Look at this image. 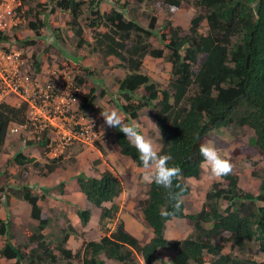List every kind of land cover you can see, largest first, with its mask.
<instances>
[{"label":"trees","instance_id":"16d2710c","mask_svg":"<svg viewBox=\"0 0 264 264\" xmlns=\"http://www.w3.org/2000/svg\"><path fill=\"white\" fill-rule=\"evenodd\" d=\"M115 1L108 11H103L99 0H49L43 7V16L48 19L55 10L68 12L70 20L67 24L77 37L76 47L93 41L103 56H114L119 60L124 75L116 80V93L111 98L126 123L138 117L143 107L153 110L152 118L160 131L158 150L161 154H170L172 160L169 163L181 169L180 177L174 180L172 194L183 200L191 190L188 182L200 178L199 145L207 141L209 132L215 129L231 126L248 130L251 133L249 146L264 159V0H161L167 9L192 7L195 14L186 31L166 20L158 32L155 16L142 25L126 16L127 8L122 0ZM18 10L20 4L15 7V14ZM34 19L28 26L34 35H38L47 21L37 14ZM80 20L85 21V27L93 29L91 42L83 36L84 26ZM201 21H206V33L200 31ZM14 29L16 27L12 26L0 31V42H4L1 50L9 51V44L15 42H23L25 46L26 38ZM55 31V37L60 39V34ZM153 36L162 48L152 44ZM29 39L31 42L26 43L35 41V38ZM145 56L163 58L170 64L166 87H161L158 81L143 72ZM66 58L70 60L64 62L65 66L73 67L71 69L76 73L75 84L88 88L80 96L81 107L94 106L96 89L86 80L92 72L81 64L76 65L73 57ZM39 60L34 56L33 73L43 71V62ZM105 90H100L99 96ZM25 111L24 102H0V147L9 125L25 121ZM112 130L120 154L143 168L136 149L118 129ZM38 143L47 149L44 135ZM49 159L46 167L52 171L59 158ZM27 164L37 166L38 162L21 150H15L5 161L7 168ZM2 173L0 171V177ZM252 175L260 180L257 194L243 190L233 171L211 184L200 209L193 213L185 212L184 200L181 209L176 211L168 189L147 183L146 197L138 200L137 207L152 233L149 240L142 241L133 236L121 221L98 241H83L74 253L66 247L68 238L76 233L70 221L60 224L55 239H51L53 234L43 231L51 220L41 216L40 201L49 194L50 188L43 186L40 188L42 194H37L29 183L0 185V201L4 200V205L10 197L25 201L29 205L30 219L37 221L36 226L25 229L27 241L16 244L11 241L8 231L11 222L0 218V259L10 264H57L60 260L62 264L77 261L107 264L103 255L121 264H135L136 255H140L144 264H156L158 252L163 251L169 254V264H264L231 253L234 250L240 252L256 242L264 257V204H258L264 202V166L258 173L252 170ZM63 184V181L58 183L59 186ZM75 185L87 201L101 208L98 223L105 229L107 221L118 211L114 200L122 192V182L116 173L111 169L93 176L79 172L75 175ZM165 210L169 215H161ZM76 213L81 225L85 226L90 219V210L77 209ZM175 218L188 221L191 231L184 238L169 240L165 236L166 223ZM206 223H210L209 228ZM217 239L227 240L231 252H223L222 244L215 242Z\"/></svg>","mask_w":264,"mask_h":264},{"label":"rangeland","instance_id":"374dc122","mask_svg":"<svg viewBox=\"0 0 264 264\" xmlns=\"http://www.w3.org/2000/svg\"><path fill=\"white\" fill-rule=\"evenodd\" d=\"M17 1L20 4V10L16 11L17 18L13 26L16 27L15 31L21 33L22 38H26L25 46L22 45L23 42H15L9 44L10 47L7 50L13 49L19 52L21 58L27 60L26 66L23 65L21 68L23 70L26 69L28 74L33 78L37 77V80L40 82L49 80L48 78H50L52 72L57 71V69L73 68L64 64L65 61L70 60L66 58L68 56L73 57L74 60L76 59V65L81 64L89 68L92 75L86 77V80L90 86L96 89L97 94L95 105L91 107L93 114L98 118V122H100L101 126L104 125L103 118L99 115L100 111L103 108L111 109L115 107L118 109L111 95L116 93V80L124 75V70L119 66V60L114 56H103L94 47L92 41L93 29L85 27L83 25L84 20H80V23L84 26L83 36L90 42L92 41V43L78 48L76 47L77 37L73 35L67 24L68 20H70L68 12L55 10L46 19L43 16V7L49 3V0H23L24 3L19 0ZM99 1V7L103 11H108L111 5L116 2L115 0ZM121 2H124V6L127 8L126 16L138 20L142 25H146L150 17L155 16L156 32H158V28L166 20H170L173 25L180 26L183 31H186L189 28L191 17L195 14V9L192 7L167 9L162 5L161 0H147L141 3L135 0H122ZM34 14H37L41 20L47 21V25L39 31L38 35H34L28 26L30 20H35ZM83 16L86 18V15ZM53 31L55 33L58 32L61 38L55 37ZM200 31L202 33L207 32L206 21H201ZM29 38H35V41L33 43H26L31 42L29 40L32 39ZM151 41L155 46L163 47L159 44L157 37L153 36ZM3 43L0 42V46H4L2 45ZM1 49L3 48L0 47V51L2 52L3 50ZM166 52V49H164V53ZM44 54H47V56L44 57ZM34 56L39 57V61L43 62L42 66L44 70L42 73H33L35 68L32 64ZM169 69L170 64L163 58L145 56L143 60V72L158 81L161 87L167 86ZM72 72L76 75L74 69H72ZM79 73H83V70H79ZM79 87H81L83 93L88 89L82 86ZM104 88L106 90L99 96L100 90ZM2 100L14 104L18 103L14 97L3 96ZM152 113L153 110L150 107H143L138 117L132 119L130 122L137 123L142 132L152 139L154 146L158 149L160 131L155 125ZM100 129L103 130L102 135L96 139L94 144H75L70 146L66 150L64 158L57 160L52 171H49L46 167V164L49 163V158H51L47 149L34 145L39 143L36 137L33 138L32 134L27 130V132L21 131L18 135L12 136L13 138L5 146L4 152L10 155L15 150L23 149L25 151L23 154L34 157L38 165L32 166L31 164H27L25 167L12 166L7 168L4 163L3 166H0V171L3 172L0 177V185L15 186L29 183L35 187L33 190L37 194H42L43 191L40 188L43 186L51 189L49 194L40 201L42 207L41 216L48 217L51 220L49 226L43 231L50 235L53 234L51 239H55L59 235L60 224L70 221L75 227L76 233L68 238L66 247L70 248L73 253L81 248L83 241H98L101 236L110 233L121 221L126 230L130 231L132 235L136 234L142 241H147L152 236L137 207L138 200L146 197L148 186L143 181V168L137 167L128 157L120 154L112 128L104 125V128L100 127ZM250 135L251 133L248 130L240 127H221L209 132L207 141L213 143L222 155L230 160L231 158L233 159L231 162L233 163V171L238 176V185L247 192L257 194L260 180L258 176L252 175V170L258 173L264 166V159L249 146L248 139ZM16 140H20L18 144L22 143L25 146L18 148ZM31 141H34V143ZM2 151L3 148L0 147V155ZM104 169H111L116 173L122 182V192L114 200V203L118 205L117 213L112 219L107 221L105 229H101L98 223L101 208L93 206L77 189L75 175L79 172H84L90 176L99 175ZM220 180L209 177L203 171L199 179H191L188 182L191 187L190 193L183 197L185 212L193 213L198 211L205 198L206 191L213 182ZM60 181L64 182L62 186L58 185ZM3 202L4 200L0 201V217H5V219L7 218L11 222L8 226L11 241L16 244H23L27 241L24 233L25 229L36 226L37 221L30 219L29 205L25 201L10 197L6 205ZM258 204H264V202H259ZM104 205L108 207L110 203H105ZM60 206L64 207L60 208ZM85 208L90 210V219L83 226L80 223L76 210ZM205 225L207 228L210 227V223H206ZM190 231L191 226L188 221L179 218L168 222L165 229L168 236L166 238L169 240L184 238L188 236ZM1 240L2 238H0ZM215 242L222 244L223 252H231L230 243L227 240L217 239ZM231 253L264 262V257L258 250L256 242L250 243L247 248L240 252L234 250ZM168 256L167 252L159 251L156 264H169ZM104 260L107 264H120L114 259L104 257ZM141 261V256L136 255L135 264H141ZM0 264H10V262L8 263L0 259ZM57 264H62V261L60 260ZM75 264H81V262L77 261Z\"/></svg>","mask_w":264,"mask_h":264},{"label":"built area","instance_id":"2783aa9c","mask_svg":"<svg viewBox=\"0 0 264 264\" xmlns=\"http://www.w3.org/2000/svg\"><path fill=\"white\" fill-rule=\"evenodd\" d=\"M18 4L17 0L0 1V31L16 23ZM26 61L13 49L0 51V102H7L2 99L8 96L26 104L25 121L11 123L9 132L27 130L37 141L44 135L48 154L53 158H64L66 150L75 144H94L103 130L92 107H81L83 92L74 84L72 69H57L49 80L40 82L21 68ZM90 121H95L93 127Z\"/></svg>","mask_w":264,"mask_h":264},{"label":"clouds","instance_id":"9594fccd","mask_svg":"<svg viewBox=\"0 0 264 264\" xmlns=\"http://www.w3.org/2000/svg\"><path fill=\"white\" fill-rule=\"evenodd\" d=\"M97 107L100 108L99 105ZM99 115L103 118L104 125L118 129L136 149L143 167V181L168 189L174 200L173 208L179 211L183 200L173 195L171 190L174 180L181 175V169L169 163L172 160L171 155L161 154L154 146L152 139L142 132L140 126L135 122L126 123L117 108H103ZM90 123L93 127L95 121H90ZM104 125L101 126L102 129ZM199 154L202 157L200 168L209 177L219 180L233 172V164L210 141L200 143ZM161 215L167 216L169 213L165 210L161 212Z\"/></svg>","mask_w":264,"mask_h":264},{"label":"crops","instance_id":"0c3cea01","mask_svg":"<svg viewBox=\"0 0 264 264\" xmlns=\"http://www.w3.org/2000/svg\"><path fill=\"white\" fill-rule=\"evenodd\" d=\"M43 68V70H44V67H42ZM42 73V72H41ZM45 77V76H44ZM7 103H11V102H7ZM11 104H14V103H11ZM17 104V103H16ZM15 135H18V134H13V133H10L9 132V130H8V132H7V134H6V139H5V141H4V144H3V146H1L2 148H3V151H2V153H1V155H0V166H3V164L5 163V161L8 159V158H11L12 157V154H10V155H8V154H6L5 152H4V149H5V146L8 144V142L13 138L12 136H15ZM18 142H20V140H16V143H17V146H18V148H21V147H24L25 145L24 144H22V143H19L18 144ZM38 142V141H37ZM34 145H37V146H39L38 144H34ZM37 148H40V147H37ZM21 152L22 153H24L25 151L23 150V149H21ZM38 153V152H37ZM39 154V153H38ZM24 155H26V154H24ZM28 155V154H27ZM40 158V157H39ZM82 193V192H81ZM83 194V193H82ZM84 195V194H83ZM27 205V204H26ZM62 207H64V206H60V208H62ZM1 218V217H0ZM5 218V217H4ZM168 223V222H167ZM167 223H166V226H167ZM128 231V230H127ZM129 233H131L130 231H128ZM151 233V232H150ZM132 234V233H131ZM134 235V234H133ZM136 238H138V239H141V238H139L138 236H136V234L134 235ZM165 236L166 237H168L167 236V234H166V232H165ZM103 257V256H102ZM105 257V256H104ZM104 257H103V259H104ZM107 258V257H106ZM109 259V258H108ZM106 262V261H105ZM119 262V261H118ZM157 262V261H156ZM120 263V262H119ZM143 262L141 261V264H142ZM121 264V263H120ZM144 264V263H143Z\"/></svg>","mask_w":264,"mask_h":264}]
</instances>
